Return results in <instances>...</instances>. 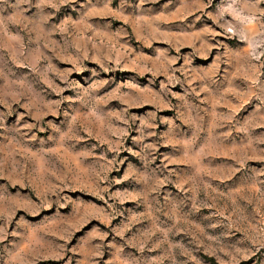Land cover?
Masks as SVG:
<instances>
[{
	"label": "rangeland",
	"instance_id": "rangeland-1",
	"mask_svg": "<svg viewBox=\"0 0 264 264\" xmlns=\"http://www.w3.org/2000/svg\"><path fill=\"white\" fill-rule=\"evenodd\" d=\"M0 264H264V0H0Z\"/></svg>",
	"mask_w": 264,
	"mask_h": 264
}]
</instances>
